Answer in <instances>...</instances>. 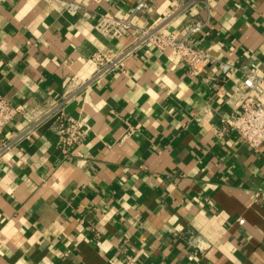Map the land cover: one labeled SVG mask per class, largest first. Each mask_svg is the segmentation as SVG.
<instances>
[{
    "label": "crops",
    "instance_id": "obj_1",
    "mask_svg": "<svg viewBox=\"0 0 264 264\" xmlns=\"http://www.w3.org/2000/svg\"><path fill=\"white\" fill-rule=\"evenodd\" d=\"M142 1L0 0V95L21 110L0 134V264H264V144L228 122L235 87L264 78V0H145L132 15L181 36L201 23L190 42L233 62L228 80L143 48L91 82L95 55L132 41L100 15ZM71 94L82 137L66 156L46 115Z\"/></svg>",
    "mask_w": 264,
    "mask_h": 264
},
{
    "label": "built area",
    "instance_id": "obj_2",
    "mask_svg": "<svg viewBox=\"0 0 264 264\" xmlns=\"http://www.w3.org/2000/svg\"><path fill=\"white\" fill-rule=\"evenodd\" d=\"M70 11H78L77 3H68ZM152 11L147 1H142L134 9L131 16L117 18L110 13L99 17L97 27L106 35L120 39L129 36L132 41L123 52L115 58L98 53L94 60L98 70L92 81H98L106 75L120 70L124 60L132 53L143 48H154L160 52L172 51L180 57L188 67L190 75L203 74L207 69L211 71L210 80L218 82L233 77L238 68L231 61H220L210 52L194 46L190 42L192 35L202 31L203 25L195 23L184 36L177 32L167 33L165 22L155 26H137L132 22V15L143 11ZM88 83V82H87ZM86 83V84H87ZM74 94L65 96L46 116L57 117V135L59 137V148L66 156L70 155L72 148L80 141L82 133L77 121L71 118L67 111V104ZM230 102L235 105V112L228 120L231 127L237 133L242 143L247 144L255 150H259L264 144V78L256 74L248 73L241 86L235 87L230 97ZM21 110L11 105L0 95V134L6 127L11 125ZM6 145L4 150H8ZM124 264H137L132 258H128Z\"/></svg>",
    "mask_w": 264,
    "mask_h": 264
}]
</instances>
